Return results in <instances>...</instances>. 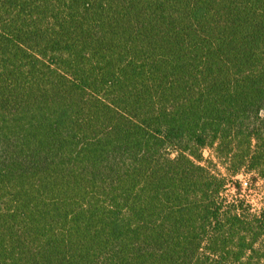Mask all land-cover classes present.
<instances>
[{
    "label": "trees",
    "instance_id": "trees-1",
    "mask_svg": "<svg viewBox=\"0 0 264 264\" xmlns=\"http://www.w3.org/2000/svg\"><path fill=\"white\" fill-rule=\"evenodd\" d=\"M0 264H264V0H0Z\"/></svg>",
    "mask_w": 264,
    "mask_h": 264
},
{
    "label": "rangeland",
    "instance_id": "rangeland-1",
    "mask_svg": "<svg viewBox=\"0 0 264 264\" xmlns=\"http://www.w3.org/2000/svg\"><path fill=\"white\" fill-rule=\"evenodd\" d=\"M208 152H205V155L206 156H208ZM247 179H244V183H243V188L246 190V192L248 193L249 191L246 189L247 188ZM258 191L259 190H255V189H253V190H251L249 193H250V195H249V198L252 200V202L253 203H255V204H258V202H259V199H260V195H259V193H258Z\"/></svg>",
    "mask_w": 264,
    "mask_h": 264
}]
</instances>
